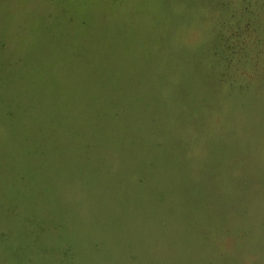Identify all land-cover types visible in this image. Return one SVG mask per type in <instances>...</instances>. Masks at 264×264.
Wrapping results in <instances>:
<instances>
[{
	"label": "rangeland",
	"instance_id": "rangeland-1",
	"mask_svg": "<svg viewBox=\"0 0 264 264\" xmlns=\"http://www.w3.org/2000/svg\"><path fill=\"white\" fill-rule=\"evenodd\" d=\"M9 23L20 34L66 23L110 30L117 58L147 54L163 60L157 73L177 71L179 83L165 89L177 91L179 112L192 121L174 131L191 130L188 167L200 174H190L189 195L176 193L179 172L189 173L179 159L187 137L167 124L153 141L133 124L131 149L113 137L90 138L88 147L50 136L40 179L29 170L22 184L0 187V208L21 216L4 220L0 264H264V0H0V26ZM200 54L209 56L201 73L211 83L223 73L242 92L223 99L216 85L208 89L193 63ZM212 56L219 66H208ZM190 72L196 77L185 79ZM156 91L150 86V101ZM7 134L0 124V140ZM198 188L207 200L185 198ZM34 204L44 221L28 219L44 235L18 229Z\"/></svg>",
	"mask_w": 264,
	"mask_h": 264
},
{
	"label": "trees",
	"instance_id": "trees-1",
	"mask_svg": "<svg viewBox=\"0 0 264 264\" xmlns=\"http://www.w3.org/2000/svg\"><path fill=\"white\" fill-rule=\"evenodd\" d=\"M50 14L44 19H49ZM22 28L12 23L0 26V124L8 133L0 140V187L3 184L11 187L22 184L26 178L24 172L29 170L40 179L35 171L38 173L46 160L45 154L51 147L48 142L50 136H62L68 140L79 137L85 139L88 147L90 138L113 137L121 143L119 147L125 142L131 149V129L133 124L138 125V121L143 123L142 129L149 132L151 141L154 136L150 135L160 123L170 125L174 131L175 123L185 128L192 121L180 114L177 91L175 97L173 92L165 89V86L179 83L177 71L157 73L160 69H155L156 65L159 66L163 60L147 57V54H126L124 59L117 58L110 30L101 34L93 30L95 27H87L83 23L47 27L29 25L20 34ZM219 57L212 56L214 64L208 66H219ZM207 59L209 56L200 54L193 63L196 64L195 69H200L199 78L208 89L216 85L223 99L227 98L224 94L227 91L230 95L234 90L242 92L246 86L237 84L232 78L227 83L223 73L216 79L213 77L211 83L207 73H201ZM160 76L165 77V82ZM184 77L191 80L196 74L190 72ZM150 86L158 90L152 97H156L153 101L147 96ZM180 91L183 90H178V93ZM185 91L193 94L192 88L186 87ZM185 91L181 96H188ZM173 96L175 102L171 101ZM162 106L168 114L158 111ZM179 134L187 137L179 159L189 171L187 176L179 172L178 185L174 188L182 197L189 195L187 184L193 180L190 174L197 176L200 173L192 174L193 169L188 167L193 157L190 158L187 151L195 143L190 138L191 130ZM135 146L139 147L140 141L137 140ZM149 168V165H144V170ZM137 176L131 179L135 187L142 184V179L140 181ZM203 193L204 189L198 188L194 195L185 198L207 200L209 195ZM10 197L15 198L14 195ZM38 210L35 204L25 207L28 215L18 221L22 222L18 229L25 235L45 233L44 229L34 230L35 221L28 219L36 217L44 221L43 217H38ZM12 214L21 217L17 207L13 212L0 208V247L3 249H6L4 220ZM15 229L18 230L16 226ZM33 242L39 243L36 237L32 238Z\"/></svg>",
	"mask_w": 264,
	"mask_h": 264
}]
</instances>
